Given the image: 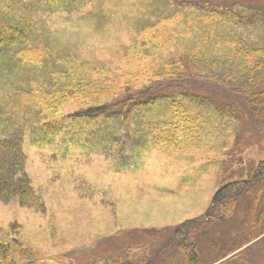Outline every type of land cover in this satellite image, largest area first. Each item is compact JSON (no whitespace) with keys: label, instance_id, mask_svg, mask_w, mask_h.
I'll list each match as a JSON object with an SVG mask.
<instances>
[{"label":"rangeland","instance_id":"1","mask_svg":"<svg viewBox=\"0 0 264 264\" xmlns=\"http://www.w3.org/2000/svg\"><path fill=\"white\" fill-rule=\"evenodd\" d=\"M80 1V8L78 0H70L67 6L59 3L60 7L54 8L53 14L23 9L15 11L30 20L33 33L35 30L44 31L42 39L56 44L55 59L82 61L104 79L109 75L121 77L122 85L128 83L133 91L148 85L151 75L147 70L148 61L156 59L161 50L164 56L169 55V59L176 57L174 39L172 36L166 38L169 28L162 31V25L171 22L176 34L172 17L188 0H173L171 3L167 0ZM208 1L226 13L231 10V4L248 2L244 10L248 11V17L243 23L253 22L264 27V0H233L234 3L230 1V4L226 0L221 3L219 0ZM74 3L77 4L73 6ZM114 5L122 8L130 20L134 32L130 42L120 45V50L111 56L85 55L86 40L99 45L106 39L100 29L113 13ZM74 10L78 11L75 13ZM69 11L72 12L61 13ZM166 17L169 20L159 22L162 24L158 38L160 46H151L147 50L148 46L141 37L143 33L140 35L139 31ZM93 21L96 30L85 37L82 30ZM134 42L140 50L133 63L143 61L142 67L137 66L139 72L126 66L123 59L125 49ZM247 42L264 46V37L249 34ZM226 70L201 66L198 71H192L198 82L195 88L208 100L204 108L192 110L193 115L203 111L208 116L207 131L202 133V140L195 147L153 146L150 134H134L135 115L127 123L131 135L129 145H126L128 151L122 150L117 161L108 157L109 150L106 149L105 158L110 161L95 158L93 153L86 154L85 148L89 144L83 145L80 152H73L75 149L67 146L69 151L66 154L63 152L65 147L60 148L62 153L54 158L25 145L27 161L24 171L43 208L36 211L23 207L16 197L7 202L0 200V229L16 225L19 234L14 236L28 245L32 253L42 256V261L37 264H183L178 250V232L174 236L176 241L162 248L172 238V233L180 226L182 229L194 226L188 222L203 219L221 185L246 179L256 164L264 161V118L253 115L248 108L245 82L235 85L237 89L227 87L230 77ZM259 77L257 92L262 110L256 113L264 115V71ZM86 103L67 102L63 112L72 113ZM228 106L233 110H227ZM167 112V106L162 105V110L161 107L155 108L149 116L152 119L157 114L163 117ZM119 118L114 116L112 122L122 123ZM123 128H127L126 125ZM249 205V199L244 197L237 202L230 219L211 222L197 232L191 229L201 252L202 264L211 261L218 253L228 254L230 245L239 241L246 226ZM193 233L188 231L189 239ZM241 256L232 262L264 264V243L247 249Z\"/></svg>","mask_w":264,"mask_h":264},{"label":"trees","instance_id":"2","mask_svg":"<svg viewBox=\"0 0 264 264\" xmlns=\"http://www.w3.org/2000/svg\"><path fill=\"white\" fill-rule=\"evenodd\" d=\"M69 1L0 0L1 201L7 202L16 197L23 207L36 211L43 208L24 171L27 144L52 158L62 153L60 148L65 147L63 152L66 154L69 147L75 149L73 152H80L83 145L89 144L84 151L86 154L93 153L95 158L110 161L105 158L106 149L109 150L108 157L116 160L122 150L128 151L126 145H129L131 135L127 123L135 115L134 134H150L153 145L178 149L181 145L186 149L195 147L208 126L206 113H192V110L204 108L208 102L205 95H200L199 89L195 88L198 82L192 74L201 66L211 70L226 68L225 73L230 77L229 88L237 89L235 85L245 82L248 108L253 115L264 118V115L256 113L262 110L257 89L259 75L264 71V46L247 42L249 34L264 37V27L253 22L243 23L244 18L248 17V11H244L248 2L241 3V6L231 4V10L226 13L214 8V2L188 0L184 8H180L172 17L176 34L172 31L171 22L167 25L159 23L169 20V17L159 18L156 25L139 31L140 35L145 34V38L141 36L142 41L150 50L151 46H160L161 25L162 31L169 28L166 38L173 37V48L177 55L169 59V55L164 56L161 50L156 59L151 58L147 67L151 72L148 85L133 91L128 83L122 85L121 77L109 75L104 79L82 61L55 59L56 44L42 39L44 31L35 30L33 33L30 20L15 11L23 9L53 14L54 8L60 7L59 3L67 6ZM167 1L171 3L173 0ZM222 1L219 0V3ZM226 1L234 3L233 0ZM77 3L80 8L81 1ZM77 11L74 10L75 13ZM136 42L125 49L123 59L126 66H132L139 72L137 66L142 67L143 61L133 63L139 57L140 49ZM58 53L61 54V50ZM78 101L87 103L72 113L63 112L67 102ZM162 105L167 106L168 112L163 117L154 115L152 119L149 114L158 107L162 110ZM229 109L233 110L228 106ZM114 116H119L122 123L112 122ZM33 117L38 119H31ZM123 125L127 128H123ZM41 158L45 159L44 156ZM244 197L249 199L250 205L239 241L230 245L231 250L227 255L218 253L206 264H237L232 260L239 258L247 249L264 243V161L258 162L246 179L227 182L218 188L206 211L202 228L211 222L230 219L237 202ZM188 223L194 226L184 229L180 226L179 230H175L180 241L179 253L183 264H202L201 252L195 244L193 233L202 228L198 229L195 222ZM189 230L193 233L190 239ZM16 234H19L16 225L0 229V264H37L42 261V256L32 253L28 245L14 236ZM175 241L169 240L167 245ZM244 246L247 247L242 249Z\"/></svg>","mask_w":264,"mask_h":264},{"label":"clouds","instance_id":"3","mask_svg":"<svg viewBox=\"0 0 264 264\" xmlns=\"http://www.w3.org/2000/svg\"><path fill=\"white\" fill-rule=\"evenodd\" d=\"M96 30V22L85 25L82 33L85 37ZM100 31L106 39L102 44L94 45L93 40H86L85 55H94L100 58L114 55L120 50V45H127L134 35L130 20L125 16L123 9L113 6V13L109 16Z\"/></svg>","mask_w":264,"mask_h":264},{"label":"bare ground","instance_id":"4","mask_svg":"<svg viewBox=\"0 0 264 264\" xmlns=\"http://www.w3.org/2000/svg\"><path fill=\"white\" fill-rule=\"evenodd\" d=\"M176 234H177L176 231L174 232V234L172 233V238L169 239V240H170V241L174 240V236H176ZM169 240H168V241H169ZM225 259H226V258H225ZM225 259H222V260H225Z\"/></svg>","mask_w":264,"mask_h":264}]
</instances>
